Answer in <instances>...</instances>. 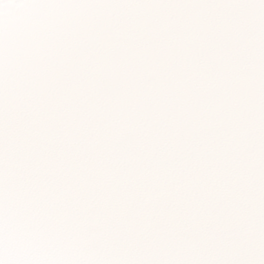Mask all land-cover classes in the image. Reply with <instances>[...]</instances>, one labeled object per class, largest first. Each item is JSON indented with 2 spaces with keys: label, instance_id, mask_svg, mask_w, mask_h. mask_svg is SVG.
<instances>
[{
  "label": "snow or ice",
  "instance_id": "obj_1",
  "mask_svg": "<svg viewBox=\"0 0 264 264\" xmlns=\"http://www.w3.org/2000/svg\"><path fill=\"white\" fill-rule=\"evenodd\" d=\"M0 264H264V0H0Z\"/></svg>",
  "mask_w": 264,
  "mask_h": 264
}]
</instances>
